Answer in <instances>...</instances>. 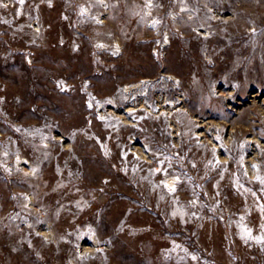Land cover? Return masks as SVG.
Listing matches in <instances>:
<instances>
[{
    "label": "rangeland",
    "instance_id": "rangeland-1",
    "mask_svg": "<svg viewBox=\"0 0 264 264\" xmlns=\"http://www.w3.org/2000/svg\"><path fill=\"white\" fill-rule=\"evenodd\" d=\"M0 264H264V0H0Z\"/></svg>",
    "mask_w": 264,
    "mask_h": 264
},
{
    "label": "built area",
    "instance_id": "built-area-1",
    "mask_svg": "<svg viewBox=\"0 0 264 264\" xmlns=\"http://www.w3.org/2000/svg\"><path fill=\"white\" fill-rule=\"evenodd\" d=\"M91 103V102H90ZM98 110V109H97Z\"/></svg>",
    "mask_w": 264,
    "mask_h": 264
}]
</instances>
